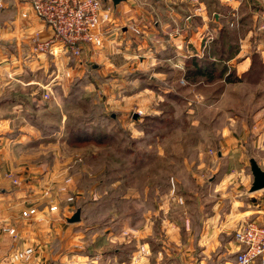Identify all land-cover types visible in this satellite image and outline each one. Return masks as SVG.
<instances>
[{"label":"rangeland","instance_id":"1","mask_svg":"<svg viewBox=\"0 0 264 264\" xmlns=\"http://www.w3.org/2000/svg\"><path fill=\"white\" fill-rule=\"evenodd\" d=\"M132 2L123 25L120 12L102 1L109 18L98 28L99 42L85 43L69 64L83 62L85 45L93 48V55L106 39H113L112 31L120 35L124 27L128 61L119 50L122 38L115 37L108 53L115 61L112 68L84 61L85 70L73 73L64 87L57 71L59 84L50 93L44 91L42 100L31 96L42 89L28 93L15 80H8L12 90L0 94V137L8 138L3 132L5 117L10 119L12 137L21 129L25 134L24 147L9 154L8 145L0 142V264H38L31 261V246L28 260L11 258L26 247L8 254V179L28 186L24 205L35 212L23 217L35 233L45 232L40 240H46L45 264H85L86 248L97 264L100 259L95 256L105 248L119 256L110 264H134V252L141 245L148 250L139 259L141 264L151 255L160 261L168 247L159 239L160 244L153 241L154 248L146 241L134 246V228L155 224L164 213L171 214L169 220L184 214L187 227L191 215L197 219L196 211L209 208L214 199L222 200L221 208H226L225 199L231 194L251 193L250 185L235 186V178L225 182L222 177L236 175L234 163H243L240 171L252 177L249 158L260 162L262 157L250 139L264 125V71L255 62V72H238L236 63L244 54L238 56L244 42L254 46L255 31L263 26L256 25L254 11L264 23V9L249 8L247 2L234 7L230 0ZM250 30L252 40L245 38ZM220 31L225 33L221 43ZM36 34L30 38L33 58L48 52L33 51ZM8 50H12L9 42ZM147 51L153 62L134 66L133 59L149 57L144 55ZM19 58L24 60L25 55L20 53ZM47 62L46 70H35L39 81L52 78L53 61ZM203 63H211V76L195 72ZM21 68L27 69L19 77L23 80L29 67ZM231 73L241 79L226 82ZM7 98L16 100L8 103V109L2 101ZM77 208L80 220L68 222ZM52 229L60 231L55 241L59 254L50 250ZM200 258L199 247L191 248V261ZM210 261L206 264H214Z\"/></svg>","mask_w":264,"mask_h":264},{"label":"crops","instance_id":"2","mask_svg":"<svg viewBox=\"0 0 264 264\" xmlns=\"http://www.w3.org/2000/svg\"><path fill=\"white\" fill-rule=\"evenodd\" d=\"M106 2H109L112 7L114 6V8L120 12L121 18L123 19L122 23L124 25V15L126 11L132 6V3L134 1L132 2V0H123L116 5H113L111 0H106ZM242 2H247L248 4L246 6L252 9H264V0H230V4L234 7L241 6ZM254 15L255 17H257V19H259V21L256 22V25L259 27L262 24L263 26H260L259 30L255 31L257 36L254 37L253 47V42H244V46L239 52L238 56H241V53L244 54L237 60L236 63V67L239 70L238 72H242V70L244 71L248 69L250 58L255 54L259 56L261 61L260 66L264 71V23L262 21V18L258 17L257 12L254 11ZM118 17L119 16L115 17V23H118V21L120 20ZM124 28L121 31L120 35L116 31H112L111 33L113 35L111 37H113V39L115 37H117L118 39L119 37L122 38L118 40V44L120 45L121 43V48H119V50H122L120 52H123V57L128 61L127 58L131 56V54L126 52V48L128 47V45L124 41V37L127 30H125ZM36 32L39 34V37L42 38L47 37L51 33L49 26L34 14L29 1L5 0L3 6L0 8V94H4L7 93L8 90H12L8 87V80H15L21 83L20 85L17 84V86H19L23 90L26 89L28 93H32L33 90L37 88L42 89L41 94L35 95V93H32L31 95L33 97H37L38 100H42L43 97H41V95L43 96L44 91L50 93L51 87H55L59 84L55 77L57 71L62 73V86L64 87L65 83L71 81L73 73H82L85 70L83 67H85L87 63L84 64V61H88V63H91L95 60L99 62L101 67L104 64V66H108L109 68H112L115 64L114 59L111 57V55H109L110 52L114 49V47L111 45V42H113V39L111 38L109 39V41L106 39L104 42V46L93 55L91 54V49L93 48L85 45L83 49V62L77 64L74 63V66H71L69 64L70 61H74V56H72L71 52H69L65 47L60 45L55 47L52 52H44L38 54V63V58H33L30 47V38ZM252 35L253 31L249 32L245 38L251 39L250 36ZM8 42L12 50H8ZM250 44L252 48L250 47ZM248 50L249 52L246 53ZM20 53L22 55H25L24 60L22 58H19ZM96 55L99 56V59L97 58L98 56L96 57ZM144 55L149 56L150 53L147 51L144 52ZM94 57L96 58L94 59ZM48 58L53 61L49 69L50 72H52V80H45V82H43L42 80L39 81L37 79V73L35 72V70L37 68L46 70L49 63L47 62ZM151 58L152 57L149 56L147 59L141 61L133 59L134 62L132 63L135 66L139 65V63L141 62H153ZM19 60H21L20 65ZM23 64L29 67V71L26 72V78L21 80V78L19 77H21V75L24 74L23 72L27 70L21 68V65ZM65 72L70 73V75L66 77L64 75ZM44 74H47V71H45ZM2 101H4V103L6 104V109H8V103L15 104L14 102H16V100L8 102V98L5 100L3 99ZM18 116L19 115L16 114L14 117ZM5 121L6 122L4 123V128L6 129H4L3 132L8 133V138L0 137V142H5V144L8 145L6 147H8L9 154L11 150H20L24 147L22 135L25 134L23 129H21L22 132H18L15 134V137H12V135L10 134V130L8 131V124L10 119L8 117H5ZM21 127L23 128V126ZM250 144L253 149L260 147V154L262 155V157L260 159V162L257 163L262 169H264V125L261 126L260 131H258L253 135V137H251ZM234 151L239 152L240 150L235 149ZM242 166L243 163H234L233 167L236 170V175H224L222 179L227 182L228 180L231 181L233 178H235L234 181L232 180L235 186H249L252 177H249V175H246L244 172L240 171V168ZM24 186L25 188L17 186L15 185V183L12 184L11 180L8 179V228L14 229L13 233L8 232V254L13 248H24L27 246H31L34 248V257L31 261L36 260L35 262L38 264H45V259L46 256H48V253L45 254L42 250V247L43 244H45L46 240L40 241L41 236L45 238V232L42 231V234V232L36 231L37 233H35L30 229V227L26 226V223L28 221H25L26 219H24L23 217L24 213L28 210V208L24 205V201L26 200L24 192L28 190V186ZM254 192L249 193L246 197H242V194L240 192L231 194L232 196L225 199L227 200L226 208H221V206L223 205L222 200H218L217 198L214 199L209 208H202L196 211L197 219H192V215L190 219L187 215L189 218L187 227H185L183 224L184 214L182 215L180 213L181 215L179 214L178 216H176L177 218L169 220L171 214L169 215L167 213H164L163 216L159 220H157L155 224L148 223L143 228H134V246L135 244L138 245V243L142 241H146L151 245L152 248H154L153 241H157L160 244V242L158 241L159 239L162 243H164L163 245L165 247H168V249L165 250L163 259H161L160 261L158 260L159 258L151 255L152 257H148L142 264H149V258H151L153 261H156L157 263L160 262L161 264H204V262L206 264L210 260L214 264H233L235 253L238 250V245L233 239L234 231L244 220L252 219L257 222H261L264 217V189H259ZM218 193L219 192H216L215 194ZM46 211L47 210H43L42 213ZM177 221H179V223ZM196 230L197 232L194 235V232ZM49 238V241L52 240L51 243L53 242L50 248L51 253H54L56 249L55 253L59 254L60 248L58 244H55V241L58 243L60 239V231H55L54 229H52L50 231ZM168 242L171 244H169ZM172 245L174 246V248L171 247ZM194 246L199 247L200 249L201 258L199 259V261H191L190 259L191 248H193ZM88 250L89 248H86L82 253L84 255L83 258L85 257L84 260L87 262L85 264H97V259H93L94 256L92 255V253L90 254ZM54 256L55 254L51 258H54ZM95 257L100 259V264H110V260H116L119 256L110 253L108 248H105L104 250L100 251L99 256ZM56 258L59 259L60 256L57 255ZM54 261L55 259H52L51 263ZM253 264L261 263L257 260Z\"/></svg>","mask_w":264,"mask_h":264},{"label":"built area","instance_id":"3","mask_svg":"<svg viewBox=\"0 0 264 264\" xmlns=\"http://www.w3.org/2000/svg\"><path fill=\"white\" fill-rule=\"evenodd\" d=\"M5 0H0V8ZM34 14L50 28V34L43 39L36 34L32 37L33 51L52 52L55 47L63 46L76 57L85 43L99 42L98 28L108 17L103 0H28ZM53 209V208H52ZM35 212L34 207L24 215ZM10 233L14 229L8 228ZM233 239L238 245L233 264H253L257 260L264 264V217L261 222L244 220L234 231ZM144 245L139 246L133 255L134 264L147 254ZM32 253L26 247L11 256L12 259L28 260Z\"/></svg>","mask_w":264,"mask_h":264},{"label":"water","instance_id":"4","mask_svg":"<svg viewBox=\"0 0 264 264\" xmlns=\"http://www.w3.org/2000/svg\"><path fill=\"white\" fill-rule=\"evenodd\" d=\"M106 1V0H103ZM123 0H111L113 5L118 4ZM249 169L252 175V181L249 187V191L253 192L259 189L264 188V169L260 167L257 161L253 158H249ZM66 220L68 222H75L80 220V209L77 208L76 211L70 216L67 217Z\"/></svg>","mask_w":264,"mask_h":264},{"label":"trees","instance_id":"5","mask_svg":"<svg viewBox=\"0 0 264 264\" xmlns=\"http://www.w3.org/2000/svg\"><path fill=\"white\" fill-rule=\"evenodd\" d=\"M224 34L225 33H223L222 31H220L219 32V37H218V40L220 41V43H221V41H222V37L224 36ZM255 55H252V57L251 58H253L252 59V61H251V64H250V66L248 67V69L247 70H245V71H243V72H246V74L247 73H251V72H255V68L253 67L254 65H253V63H258L259 64V67H260V63H261V61H260V59H257L256 57H254ZM211 64V63H210ZM210 64L209 63H203L202 64V66H200L201 68H196L195 69V72H197V73H204V74H207L208 73V75H212L211 74V72H213L214 70H213V67H211L210 66ZM261 68V67H260ZM210 70H212V71H210ZM209 71V72H208ZM261 72H262V68H261ZM233 73H231V74H228L229 76H227L226 78H225V81L226 82H233V81H238L239 79H241V77H234L233 75H232ZM80 133V132H79ZM85 139V138H84Z\"/></svg>","mask_w":264,"mask_h":264}]
</instances>
